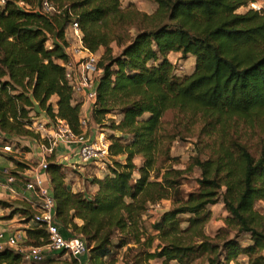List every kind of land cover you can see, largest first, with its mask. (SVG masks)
Returning <instances> with one entry per match:
<instances>
[{"label":"trees","instance_id":"trees-1","mask_svg":"<svg viewBox=\"0 0 264 264\" xmlns=\"http://www.w3.org/2000/svg\"><path fill=\"white\" fill-rule=\"evenodd\" d=\"M19 1L0 2V141L37 136L27 127L33 111L60 116L80 131V103L72 101L61 63L70 57V20L77 19L84 46H105L91 117L112 130L106 133L110 154H124V161L114 158L107 173L89 179L97 185L94 193L72 190L53 154L46 167L61 231L82 234L89 263L106 264L114 248L125 246L124 264H150L154 257L162 264H240V253L248 264H264V212L254 206L264 202V143L254 154L242 138L264 137V8L238 10L248 0H152L154 10L146 12L121 0H49L55 10L45 12ZM131 27L136 33L129 38ZM113 41L121 46L117 55ZM170 51L193 54L192 72L176 74ZM167 110L176 116L172 126L162 121ZM196 123L198 140L210 147L205 158L192 156L188 165L200 168L197 186L145 227L149 204L177 193L182 173L172 165L160 171L157 154L167 155L169 143L184 137L182 127L188 131ZM218 201L227 211L225 224L210 235L204 230L208 205ZM183 213H189L184 226ZM241 234L249 242L242 244ZM26 235L32 244L47 237L36 224ZM21 257L13 248L0 250V264H17Z\"/></svg>","mask_w":264,"mask_h":264},{"label":"built area","instance_id":"built-area-1","mask_svg":"<svg viewBox=\"0 0 264 264\" xmlns=\"http://www.w3.org/2000/svg\"><path fill=\"white\" fill-rule=\"evenodd\" d=\"M3 2L4 0H0ZM26 8H34L45 12L55 10V7L49 0H38L36 5H30L23 0L18 2ZM248 7L260 10L264 8V4L259 0H248ZM65 35L71 36L78 41L73 48H67L70 57L61 63L65 67V77L71 85L73 94L81 95L88 100L93 106L96 100V82L102 72L99 65L100 56L96 51H92L82 42V31L76 18L70 20ZM68 39V38H67ZM74 52H77L75 55ZM72 54V55H71ZM89 119L86 115L80 114L79 128L80 131L74 132L66 119L60 116L48 117L42 112L41 119L31 117V121L27 124L34 133L38 135L37 146L40 149V160L37 166L30 168L31 175L24 183V187L30 190L36 198V208L31 215V219L38 226H43L46 230V240L41 244L27 243L20 239V234L14 233L2 240L3 230L0 229V250L6 245L14 246L22 258L32 262H40L44 256L45 250L64 251L74 257L83 254L88 250L85 238L80 233H70L64 235L55 216V199L52 194V186L46 171L48 157L52 155L59 145L71 148L72 152L84 162L93 160L98 162H106L110 154L108 139L104 129L94 137L87 132ZM98 124V123H97ZM99 125V124H98ZM99 127H101L99 125ZM18 137L15 136L7 140L0 141V154H12L17 147ZM69 155H56L55 161L68 160ZM0 176L3 177L5 189L10 192H16V184L18 176L10 166L0 167ZM164 198L150 203L147 212L150 220H154L160 213L166 209L164 206Z\"/></svg>","mask_w":264,"mask_h":264},{"label":"rangeland","instance_id":"rangeland-1","mask_svg":"<svg viewBox=\"0 0 264 264\" xmlns=\"http://www.w3.org/2000/svg\"><path fill=\"white\" fill-rule=\"evenodd\" d=\"M129 1L133 3L140 10H143L146 12H152L151 10L154 6V3L151 2V0H122V4H125L126 2H129ZM259 2L264 4V0H259ZM247 8L248 6L246 4V5H243V7H240L238 10L242 11ZM135 33H136V29L134 27H131L129 29V35H130L129 38L132 37ZM101 46L102 47L98 52L100 53L99 55L100 57H101V54H103L105 50V46L103 45ZM120 50H121V46L117 45L113 41L111 43V53L113 55H117L120 52ZM171 61L174 66L175 73L179 75L189 74L190 72H192L194 68V56L190 54L184 55L182 53L181 54L173 53V55L171 56ZM148 63L154 64V63H157V61L149 60ZM34 113H35L34 111L31 113L32 116H34ZM146 115H148V113H144L143 116H146ZM106 116H112L115 119H118L120 115L116 113H110V114H107ZM175 119H176V116L172 110L165 111L162 116L163 123L169 122V124L166 123L168 124V126H172L173 124L172 122ZM106 120H108L107 117L105 121ZM89 124L90 123L88 122V126ZM199 127H200L199 123H196L188 131H186L185 127H182V132L184 133V137L177 136L175 139H173L169 143V146H168L169 151L167 155L163 153L157 154L155 166L159 167L160 171H163V169L169 165L182 169V173L180 174V183L178 184L179 191L177 193L173 191L167 198H164L165 199L164 206L166 208H169L170 206H172L176 198H185L186 193L191 190H194L197 186L196 177L200 175V168L197 165H193L191 168H189L188 165L191 162L192 156L199 155L201 158H205L210 150L209 146H206L203 141L198 140V137H199L198 128ZM103 128L105 129L106 133L112 132V130L108 127H103ZM262 135L256 134V133L254 134L245 133L242 136V138L248 143L250 150L254 154L257 153L261 144L264 143V137L260 139ZM202 138H206V137H202ZM114 158L121 160L123 158V155L121 154L115 157H109L108 158L109 160L106 161V165L108 164L109 166L110 164H114L115 163ZM133 160L134 162H136L137 165L138 164L140 165L142 161V159L138 156H135ZM76 167L77 165H75V167L69 166V165L64 166L63 170L66 174V177L71 179L72 181V177L78 176V182L80 186L84 188V191H89L88 189L89 188L88 184L90 183L89 179L94 175V172H84V173L81 172L80 173L76 171ZM154 172L155 171H151V178H153L152 174ZM133 176L134 177L137 176V172L134 173ZM254 206L259 211L264 212V202L262 200H256L254 203ZM208 208L210 209L211 214H210L209 219L205 222L204 230L207 234L213 235L218 230V228H220L221 226H224L225 224L224 218L227 214V211L224 208V205L221 201L208 205ZM179 216L182 221L181 224L184 226L186 224V218L189 216V213H183V214H180ZM142 224L145 227H148V228L150 227L151 222L148 217V212H146L143 215ZM233 232H234L233 229L230 230L228 235H232ZM240 239L242 242H245V243L249 242V239L245 234L244 235L241 234ZM116 240L117 238H115V241ZM124 250H125V246L114 248L112 254L109 256V260H112V259L113 261L117 260L118 256L120 255L123 256ZM44 253H45V256L40 262L27 261L26 264H43L44 260L47 259L49 251L45 250ZM55 255L58 258V260L66 261L67 264H76L72 256H70V254L68 253L64 254V252H59ZM244 258H245L243 260L244 262H240V261L238 262L240 264H248V262H246L247 255H245ZM122 260H123V257H122ZM149 262L150 264H162V259L158 257H154V258L149 259ZM171 262L174 263L175 261L173 260ZM231 264H235V262Z\"/></svg>","mask_w":264,"mask_h":264},{"label":"crops","instance_id":"crops-1","mask_svg":"<svg viewBox=\"0 0 264 264\" xmlns=\"http://www.w3.org/2000/svg\"><path fill=\"white\" fill-rule=\"evenodd\" d=\"M130 2V1H129ZM122 4L126 5L127 3ZM151 2L154 3V6L151 11L155 8L156 4L154 1L151 0ZM122 3V0H121ZM68 38V47L67 48H73V46L78 44V41L76 39L72 38L71 36L67 35ZM102 46H99L96 50L98 53ZM68 50V49H67ZM69 53H71L69 51ZM75 55H77V52H74ZM173 53L181 54L180 51H170L167 53L168 58L171 60V56ZM100 55V53H98ZM193 55L191 53H186L184 55ZM72 55V54H71ZM194 56V55H193ZM50 100L52 101L54 107H56V100L57 95L52 94L50 97ZM73 102H79L80 103V110L81 114L86 115L89 119V126L87 127V132L91 137H94L97 135V133L100 131V129H104L103 127H99V125L93 121L91 117V111H92V105L88 100L83 98L81 95L73 94L72 97ZM42 113L34 115L33 118L35 119H41ZM120 117V116H119ZM105 130V129H104ZM1 136V135H0ZM2 137V136H1ZM38 137L34 135H21L18 137V143L17 147L15 148V152L12 154H0V167L2 166H10L13 168L14 172L17 174V184H16V192L10 193L8 192L3 184V177L0 176V200H4L9 205H3L0 204V229H2L3 237L2 240H5L9 235L11 234H20V239L27 242V235H26V229L31 228L35 225V222L31 219V215L25 213L22 209H28L31 211V214L35 211L36 208V198L34 197L33 193L30 190L25 189L24 183L27 179H29L31 175L30 168H34L37 166L38 161L40 160V149L37 146V140ZM71 148H68L67 146L59 145L58 148L55 149L53 156L54 158L58 157V155H69L68 160H62L60 161L63 163L64 166H73L77 165L76 171L78 172H94V175L96 176H103L105 173L109 171L108 164L106 165V162H98V161H81L72 151ZM121 155V154H118ZM123 155V158L121 161H124L125 155ZM117 155H114L112 157H115ZM141 158V156H138ZM136 163V162H135ZM139 165V164H138ZM137 171H135L136 173ZM66 180L69 182L72 190H84L82 186H80L78 182V176L72 177L71 179L66 177ZM89 193H94L97 189L96 184L89 183L88 184ZM15 208H17L16 211ZM74 221L77 224L82 223V219L79 217H75ZM37 225V224H36ZM60 228H63L60 226ZM241 240V239H240ZM242 244H246L245 242H242ZM5 247H10L15 250L14 246L6 245ZM49 251V250H48ZM61 251H49L47 259L44 260L43 264H67L66 261L58 260L55 254L59 253ZM66 254V252H64ZM246 254L240 253L237 257V260L240 262H244ZM72 256V255H70ZM241 256V258H240ZM76 264H91L88 260V253L87 251L83 254H80L77 257L72 256ZM27 261L25 258H22L17 262V264H26ZM234 261H231L233 263ZM247 262V260H246ZM106 264H124V261L122 260V255L118 256V259L113 261L109 260V256L106 257Z\"/></svg>","mask_w":264,"mask_h":264}]
</instances>
